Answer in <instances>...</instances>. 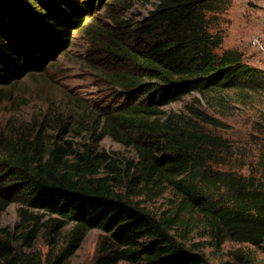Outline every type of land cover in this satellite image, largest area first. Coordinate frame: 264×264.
<instances>
[{"label": "trees", "instance_id": "1", "mask_svg": "<svg viewBox=\"0 0 264 264\" xmlns=\"http://www.w3.org/2000/svg\"><path fill=\"white\" fill-rule=\"evenodd\" d=\"M98 1L0 0V86L46 68L72 44ZM211 5L159 0L149 26L138 31L148 44L127 49L125 68L110 76L123 100L100 112L102 129L88 141L75 147L36 135L0 142V217L11 203L21 205L15 228L0 230V264H70L94 228L104 235L93 264H204L206 254L188 242L200 227L216 249L232 240L264 251V151L259 175L213 169L209 161L231 147L207 126L224 122L192 105L186 114L164 109L192 92L207 100L215 91L264 90L261 67L237 49L218 52L224 37L209 30ZM106 136L139 155L140 174H132L128 190H136L138 178L172 189L165 210L155 213L117 191L108 176L96 177L105 162L116 163L100 150ZM46 215L53 238L43 253L35 243ZM68 224L67 243L56 250L55 234Z\"/></svg>", "mask_w": 264, "mask_h": 264}, {"label": "rangeland", "instance_id": "2", "mask_svg": "<svg viewBox=\"0 0 264 264\" xmlns=\"http://www.w3.org/2000/svg\"><path fill=\"white\" fill-rule=\"evenodd\" d=\"M260 1L212 0V9L206 14L209 30L224 37L218 52L237 49L244 60L264 70V55L251 43L253 35L260 30ZM98 3L100 6L84 27L75 32L72 44L46 68L0 86V142L40 135L48 142L69 141L77 147L89 140L93 130L101 131L100 112L109 104L116 105L123 100L110 76L125 68L127 49L148 44V38L138 35V31L149 26L159 0H99ZM188 105L224 122V126L217 128L207 126L208 131L227 139L231 147L219 150L220 157L209 161L213 169L259 175L258 161L264 151V90L215 91L209 93L207 100L198 92H192L164 109L167 113L186 114ZM100 150L116 163L110 166L105 162L96 177L108 176L117 191L127 193L130 199L155 213L170 205L173 191L164 182L156 184L150 180L145 185L141 183L142 178H138L134 182L137 191L128 190L132 174H140L135 166L140 159L134 147L106 136ZM20 206L17 202L9 205L0 217V230L15 228L20 222ZM48 219L52 217H43L46 226L35 243L36 249L43 253L49 251L53 238ZM71 227L72 224H68L55 234L56 250L66 245ZM103 235L99 228L90 230L70 264H93ZM188 242L206 254L204 264H264V251L248 242L227 240L216 249L204 227L190 231Z\"/></svg>", "mask_w": 264, "mask_h": 264}, {"label": "built area", "instance_id": "3", "mask_svg": "<svg viewBox=\"0 0 264 264\" xmlns=\"http://www.w3.org/2000/svg\"><path fill=\"white\" fill-rule=\"evenodd\" d=\"M261 24L260 30L255 33L252 37L251 43L252 45L257 48V50L264 55V0H261Z\"/></svg>", "mask_w": 264, "mask_h": 264}]
</instances>
